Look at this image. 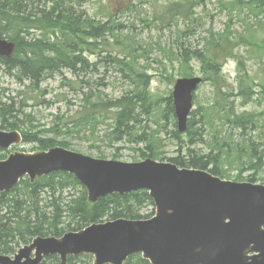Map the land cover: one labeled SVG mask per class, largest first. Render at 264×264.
Masks as SVG:
<instances>
[{
  "label": "rangeland",
  "instance_id": "obj_1",
  "mask_svg": "<svg viewBox=\"0 0 264 264\" xmlns=\"http://www.w3.org/2000/svg\"><path fill=\"white\" fill-rule=\"evenodd\" d=\"M35 1H39L35 8L53 2ZM32 2L33 0L28 1L29 9ZM231 2L232 0H81L78 8L88 14L86 18L96 19V23L111 20L112 25L118 26L116 35L108 34L98 41V49L84 52L88 62L85 70L74 74L64 69L60 74L46 78L37 89L28 87L29 83L18 80L4 67L0 68L1 97L8 103L15 102L17 110L10 121L20 127V130L26 131L28 138L33 139L18 146V149L3 153L9 156L19 151L39 152L42 141L51 143L50 146H62L94 158L125 162L142 161L144 156L169 162L179 154L185 156L189 147L201 154L209 152L210 135L201 128L203 124L199 120L205 108L215 102L218 89L215 83L205 80L200 85L195 94V117L190 118H194V129L203 132L206 142L191 145L187 133L181 134L180 139L175 138L174 131L177 127L167 120L166 107L172 97L175 81L181 74L187 72L191 76L205 77L199 60L192 57L188 63L182 61L183 47L200 49L204 45V37L223 31L229 19L232 32L244 33L246 15L242 10L234 8ZM235 36L234 42L237 41ZM231 53L222 56L225 62L221 79L225 86L220 93L225 94L226 102L234 107L236 113H254L260 122V115L264 117V49L258 50L240 44ZM114 57L127 64L125 74L120 65L113 62ZM131 66L147 74L149 92L155 105L149 113L139 116L136 133L130 139L142 136L149 141L134 142L125 137L122 141L111 142L107 133L112 130L114 109L105 110V120L99 122L94 129L79 124L78 119L82 116L84 107L89 105L87 97L95 100L121 97L130 88L126 74L129 73L133 80ZM98 117L102 118L100 115ZM231 125L232 123L219 129L222 130L221 136L234 140L243 148H249V152L242 153L243 159L241 152H234V157L224 158L222 167L229 173V180H254L264 184V166H257L259 163L256 160V165L250 161L253 156L264 151L263 135L250 128L242 130L232 128ZM200 137L198 134L194 139ZM250 140L255 142L253 147H249L246 142ZM69 193V190L64 192L65 195ZM151 209L152 207L147 208L149 212Z\"/></svg>",
  "mask_w": 264,
  "mask_h": 264
},
{
  "label": "trees",
  "instance_id": "obj_2",
  "mask_svg": "<svg viewBox=\"0 0 264 264\" xmlns=\"http://www.w3.org/2000/svg\"><path fill=\"white\" fill-rule=\"evenodd\" d=\"M28 1L0 0V28L17 43V51L12 57L0 56V67L4 66L18 80H29L36 88L47 76L60 74L64 69L74 74L79 70H85L88 62L84 52L95 51L99 48L100 39L108 34L115 36L117 33L118 26L112 25L111 20L96 23V19L83 17L82 11L77 9L81 0H53L41 5L40 8H35L36 2L39 1L33 0L30 9ZM231 4L246 15L244 33L232 32L230 24L227 23L224 32L211 33L204 37L202 43L204 45L200 49L191 50L183 47L181 58L186 63L192 57L199 60L205 73L204 80L213 81L218 88L215 102L205 108L199 120L203 124L201 128L210 135V151L201 154L189 147L186 157L179 154L170 159L181 167L206 169L222 178L230 177L222 167L224 158L234 157V152L241 154L244 151L249 152V148H243L234 140L222 137V130L218 129L232 123V128L242 130L250 128L262 134L264 139V117L260 115L259 122L254 113L246 111L236 113L234 107L226 102L225 94L222 93L224 96L222 97L220 93L221 88L225 86L221 79L225 62L222 56L232 54L231 52L240 44L258 50L264 49V0H233ZM251 14L253 16L250 17ZM32 30L40 31V35L37 36ZM234 36L236 42L233 41ZM114 59L113 62L120 65L121 71L125 74V68L128 69L125 61L117 57ZM130 70L133 80L127 73L130 88L121 97L108 100L87 97L89 105L84 107L82 116L78 119L79 124L94 129L99 122L105 120L106 116L103 112L114 109L112 130L107 133L111 142L122 141L125 137H129L128 139L134 142L149 141L142 136L130 139L136 133V126L140 122L139 116L149 113L155 105L149 92L147 74L134 66H131ZM181 76H189V74L184 72ZM169 100L166 117L176 127L172 97ZM16 112L15 102L4 101L0 94V128L18 129V126L10 121ZM195 113V111L192 113V117H195ZM99 115L102 118H99ZM195 124L194 118L190 119L186 132L191 137V145L196 142H206L203 132L194 129ZM25 132V141L33 140L32 137L28 138ZM198 134L201 137L194 139ZM174 137L180 139L181 133L175 130ZM246 142L249 147L255 144L253 140ZM50 145L51 143L42 141L41 149H47ZM182 150L180 147V151ZM5 157L6 155L0 152V158ZM241 158L243 159L244 155ZM255 160L259 163L257 166H264V151L250 159L254 165H256ZM66 190L70 191L69 195L64 194ZM153 206V199L146 190L125 195H108L92 204L88 200L86 189L72 174L66 172L53 173L34 182L26 178L12 191L0 193V253L11 255L17 248L29 243L38 235L61 236L67 231L79 230L90 223L104 219L148 218L153 215L154 210L151 209L149 212L147 208ZM51 261L60 264V259L56 255L51 257ZM68 261L69 264H93V257L89 254L70 256ZM125 264H150V262L141 254H134Z\"/></svg>",
  "mask_w": 264,
  "mask_h": 264
},
{
  "label": "water",
  "instance_id": "obj_3",
  "mask_svg": "<svg viewBox=\"0 0 264 264\" xmlns=\"http://www.w3.org/2000/svg\"><path fill=\"white\" fill-rule=\"evenodd\" d=\"M14 49L0 35V54L10 56ZM201 81L192 77L176 82L180 131L187 128L193 91ZM21 140L18 131L0 130V147ZM56 171L73 173L88 188L91 202L114 192L150 189L157 215L94 223L61 238L37 237L14 259L0 255V264H41L50 254H59L65 264L68 255L82 253L94 254L95 264H123L133 253H142L152 264H264V185L223 180L206 170L150 158L127 163L53 147L0 161V191L10 190L24 175L35 179Z\"/></svg>",
  "mask_w": 264,
  "mask_h": 264
},
{
  "label": "bare ground",
  "instance_id": "obj_4",
  "mask_svg": "<svg viewBox=\"0 0 264 264\" xmlns=\"http://www.w3.org/2000/svg\"><path fill=\"white\" fill-rule=\"evenodd\" d=\"M10 2V1H9ZM7 3V2H6ZM7 5V4H6ZM43 6V5H42ZM4 7V6H3ZM10 7V6H9ZM13 8V6L11 7V9ZM40 8V7H39ZM13 11V10H12ZM11 11V12H12ZM51 11V10H50ZM38 13V12H37ZM24 34V33H23ZM14 54H12V55H10V56H7V55H4V56H6V57H12ZM6 94V93H5ZM99 99V98H98ZM11 103V102H10ZM210 115H212V113L210 114ZM224 123V122H223ZM19 124V123H18ZM212 124V123H211ZM115 126V125H114ZM19 129H20V127H18ZM30 129V128H29ZM216 130V129H215ZM219 130V129H218ZM28 132H29V130H27ZM193 131V130H192ZM25 132V131H24ZM190 132V131H189ZM229 132V131H228ZM232 132V131H231ZM230 132V133H231ZM25 133H27V132H25ZM218 133H219V131H218ZM217 134V133H216ZM226 134V133H225ZM108 135V134H107ZM204 137V136H203ZM215 137V136H214ZM257 137V136H256ZM191 138V137H190ZM189 138V139H190ZM216 138V137H215ZM215 140V139H214ZM254 140V139H253ZM264 141V140H263ZM238 142V141H237ZM151 144V143H150ZM229 144V143H228ZM261 144V143H260ZM151 148V147H150ZM194 149V148H193ZM38 150H40V149H38ZM149 156V155H148Z\"/></svg>",
  "mask_w": 264,
  "mask_h": 264
}]
</instances>
